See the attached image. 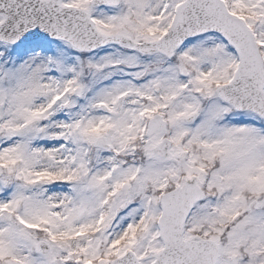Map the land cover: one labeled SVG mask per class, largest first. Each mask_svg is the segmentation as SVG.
<instances>
[{
  "label": "snow or ice",
  "instance_id": "snow-or-ice-1",
  "mask_svg": "<svg viewBox=\"0 0 264 264\" xmlns=\"http://www.w3.org/2000/svg\"><path fill=\"white\" fill-rule=\"evenodd\" d=\"M0 264H264V0H0Z\"/></svg>",
  "mask_w": 264,
  "mask_h": 264
}]
</instances>
